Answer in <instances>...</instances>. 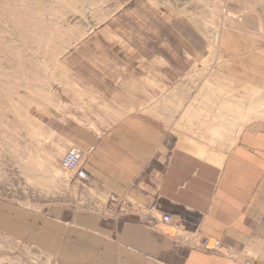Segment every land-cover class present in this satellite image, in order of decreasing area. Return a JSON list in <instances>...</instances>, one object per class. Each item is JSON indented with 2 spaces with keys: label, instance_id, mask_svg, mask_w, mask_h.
Masks as SVG:
<instances>
[{
  "label": "rangeland",
  "instance_id": "rangeland-1",
  "mask_svg": "<svg viewBox=\"0 0 264 264\" xmlns=\"http://www.w3.org/2000/svg\"><path fill=\"white\" fill-rule=\"evenodd\" d=\"M186 105L212 136L264 122V0H0V264H106L64 217L142 208L72 181L70 132L137 112L165 158Z\"/></svg>",
  "mask_w": 264,
  "mask_h": 264
},
{
  "label": "crops",
  "instance_id": "crops-1",
  "mask_svg": "<svg viewBox=\"0 0 264 264\" xmlns=\"http://www.w3.org/2000/svg\"><path fill=\"white\" fill-rule=\"evenodd\" d=\"M172 112L165 158L168 132L137 112L96 131L73 128L68 139L85 145L88 176L74 173L72 181L92 201L107 193L113 208L132 198L126 203L142 209L107 217L75 211L65 222L100 242L106 264H264V122L212 136L191 106ZM203 238L223 241L227 252L204 250Z\"/></svg>",
  "mask_w": 264,
  "mask_h": 264
},
{
  "label": "built area",
  "instance_id": "built-area-1",
  "mask_svg": "<svg viewBox=\"0 0 264 264\" xmlns=\"http://www.w3.org/2000/svg\"><path fill=\"white\" fill-rule=\"evenodd\" d=\"M83 153L80 150L69 151L65 157L61 160V164L64 168L74 171L77 174V177L85 180L88 176L87 171L81 168L83 161ZM163 220L167 223L172 221V216L170 214H165L163 216ZM202 246L206 249L210 250H219L222 247V242L220 240H209L208 238H204L202 241ZM249 264V263H248Z\"/></svg>",
  "mask_w": 264,
  "mask_h": 264
},
{
  "label": "bare ground",
  "instance_id": "bare-ground-1",
  "mask_svg": "<svg viewBox=\"0 0 264 264\" xmlns=\"http://www.w3.org/2000/svg\"><path fill=\"white\" fill-rule=\"evenodd\" d=\"M229 11V10H228ZM71 150H73V151H76V150H80L83 154V157H84V152L81 150V149H79V148H73V149H70V150H68L67 152H66V154L69 152V151H71ZM65 154V155H66ZM65 155L63 156V158L65 157ZM62 158V159H63ZM61 168L63 169V170H68V169H66V168H64L63 166H62V164H61ZM81 168L83 169L84 167H83V161H82V165H81ZM85 169V168H84ZM86 170V169H85ZM69 171H71V170H69ZM75 171V170H74ZM88 173V172H87ZM75 174H76V172H75ZM80 179V178H79Z\"/></svg>",
  "mask_w": 264,
  "mask_h": 264
}]
</instances>
